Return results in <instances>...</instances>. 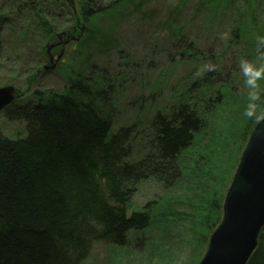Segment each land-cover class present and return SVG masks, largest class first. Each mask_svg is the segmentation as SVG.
Wrapping results in <instances>:
<instances>
[{
	"label": "trees",
	"instance_id": "obj_1",
	"mask_svg": "<svg viewBox=\"0 0 264 264\" xmlns=\"http://www.w3.org/2000/svg\"><path fill=\"white\" fill-rule=\"evenodd\" d=\"M98 1L75 0L85 20L109 5ZM71 7L70 0H0V70H18L23 55L36 48V65L21 67L35 84L46 70L44 48L73 26L77 14ZM175 26L176 32L186 27ZM61 27L67 29L59 33ZM184 36L176 46L185 44ZM99 66L108 77V67ZM199 72L185 78L181 93L149 122L117 129L115 88L106 80L100 84L97 74L77 76L66 92L27 89L26 97L14 81L4 80L16 86V99L0 116L22 120L24 135L13 138L0 130V264H83L94 242L124 246L133 232L151 226L149 204L129 211L139 184L150 178L175 182L181 155L205 127L206 112L223 102L226 77L209 81L212 69ZM261 110L249 121L248 137ZM247 264H264V230Z\"/></svg>",
	"mask_w": 264,
	"mask_h": 264
},
{
	"label": "rangeland",
	"instance_id": "obj_2",
	"mask_svg": "<svg viewBox=\"0 0 264 264\" xmlns=\"http://www.w3.org/2000/svg\"><path fill=\"white\" fill-rule=\"evenodd\" d=\"M107 2L104 11L85 20L79 4L70 0L76 19L71 28L61 27L59 33L67 30L62 33L63 41L58 37L62 45L53 57L49 49L58 40L44 48L42 68L48 67L43 75L37 74L32 84L26 71L21 70L36 65L34 48L23 55L18 70H0V86L8 85L2 82L10 78L24 93L27 89L29 92L39 89L43 94L62 93L68 91L71 80L77 76L97 74L100 84L106 80V84L115 88L117 129L132 122H149L157 108L169 105L181 93L184 79L190 75L191 80L198 77L202 68L212 69L209 81L218 74L226 77L223 102L214 111L206 112L205 127L181 155L177 180L172 183L155 178L144 180L132 197L130 213L149 204L154 215L151 226L133 232L124 246L94 242L83 262L198 264L222 219L224 197L247 142L252 117L245 111L253 89L245 83L240 62L243 59L257 68L264 66V58L260 56L264 48L259 40L264 37V0H185L180 7V0L98 1L104 5ZM167 16L178 22L172 18L168 22ZM48 19L50 25L56 24V18ZM23 21L29 19H19V23ZM177 23L186 25L185 29L176 32ZM184 32L185 41L188 45L192 43L190 49H185L186 42L175 45ZM72 34L76 38L70 39ZM61 50L62 56L58 58ZM2 57L5 56L0 61L4 60ZM99 63L108 67V77L103 78L99 72ZM258 84L260 95L255 117L263 112L264 77ZM203 105L210 104L203 101ZM0 130L17 138L24 135V122L3 115ZM135 147L137 151L141 145Z\"/></svg>",
	"mask_w": 264,
	"mask_h": 264
},
{
	"label": "water",
	"instance_id": "obj_3",
	"mask_svg": "<svg viewBox=\"0 0 264 264\" xmlns=\"http://www.w3.org/2000/svg\"><path fill=\"white\" fill-rule=\"evenodd\" d=\"M62 53H59V57ZM16 98L0 86V113ZM264 229V116L254 126L227 190L223 217L198 264H247Z\"/></svg>",
	"mask_w": 264,
	"mask_h": 264
},
{
	"label": "clouds",
	"instance_id": "obj_4",
	"mask_svg": "<svg viewBox=\"0 0 264 264\" xmlns=\"http://www.w3.org/2000/svg\"><path fill=\"white\" fill-rule=\"evenodd\" d=\"M260 44L264 45V37H260ZM261 58H264V52L260 53ZM241 67L246 76L245 83L248 85L253 91L249 93V103L248 107L245 111V114L248 117H253L256 115L257 104L256 101L259 99V84L258 81L260 78L264 77V66L259 68L255 67L254 64L248 60H241ZM260 118V117H258Z\"/></svg>",
	"mask_w": 264,
	"mask_h": 264
},
{
	"label": "flooded vegetation",
	"instance_id": "obj_5",
	"mask_svg": "<svg viewBox=\"0 0 264 264\" xmlns=\"http://www.w3.org/2000/svg\"><path fill=\"white\" fill-rule=\"evenodd\" d=\"M62 45V41L58 40L57 42L52 45V47L49 49L51 57L54 56V53L56 52L57 49H60V46ZM54 50V52H52Z\"/></svg>",
	"mask_w": 264,
	"mask_h": 264
},
{
	"label": "bare ground",
	"instance_id": "obj_6",
	"mask_svg": "<svg viewBox=\"0 0 264 264\" xmlns=\"http://www.w3.org/2000/svg\"><path fill=\"white\" fill-rule=\"evenodd\" d=\"M8 85H10V84H8ZM12 85V84H11ZM16 99V98H15ZM15 101V100H14Z\"/></svg>",
	"mask_w": 264,
	"mask_h": 264
}]
</instances>
